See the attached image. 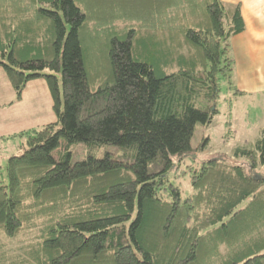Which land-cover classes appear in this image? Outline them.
I'll use <instances>...</instances> for the list:
<instances>
[{"label":"trees","instance_id":"obj_1","mask_svg":"<svg viewBox=\"0 0 264 264\" xmlns=\"http://www.w3.org/2000/svg\"><path fill=\"white\" fill-rule=\"evenodd\" d=\"M242 30L221 0H0L15 99L43 78L56 115L0 164V264H264L263 134L235 151L245 164L191 171L186 198L167 181L220 80L238 91L227 47ZM69 143L124 152L71 163Z\"/></svg>","mask_w":264,"mask_h":264},{"label":"crops","instance_id":"obj_2","mask_svg":"<svg viewBox=\"0 0 264 264\" xmlns=\"http://www.w3.org/2000/svg\"><path fill=\"white\" fill-rule=\"evenodd\" d=\"M221 1L230 9L239 4L244 21V30L232 35L228 39L227 47V55L232 61L231 81L234 89L238 91L235 93L229 89L228 98L223 100L229 101L228 117L232 119L239 115L240 119L243 118V123L250 122L256 125L251 127L256 129L257 138H260L262 134L264 136V0ZM9 84L4 70L0 69V142L5 141L1 145L2 149H5L6 141L8 143L16 141L15 144L11 143L12 148L6 157L21 151L18 133L33 129L34 112L28 105L26 96L37 89L45 98L46 108L49 107L45 82H29L20 100L15 99L14 91Z\"/></svg>","mask_w":264,"mask_h":264},{"label":"rangeland","instance_id":"obj_3","mask_svg":"<svg viewBox=\"0 0 264 264\" xmlns=\"http://www.w3.org/2000/svg\"><path fill=\"white\" fill-rule=\"evenodd\" d=\"M226 8L230 9L228 5H226ZM0 69H2L1 66ZM57 76L61 91V72H58ZM31 81L34 83L36 81H43L46 83L43 78L34 79ZM220 81L222 82L220 83V92L217 101L216 103H212L211 106L213 110L216 109L219 112L214 115L210 123L196 124L194 133L191 138V146L193 148V151L189 154L184 155L181 164H175V167L167 173L168 183L179 187L182 198H186L192 193L190 183V178L192 175L191 171L199 169L202 166L203 162L211 157H219L228 162H242L245 164V159H243V157L241 156H236L235 151L238 148L243 147L252 148L255 142L259 139L256 135V129L251 127V125L254 124L250 122L243 123V118L240 119L239 115H237V118L232 117V119L228 117L227 110L229 101L225 102V100L223 99L226 97L228 98L229 89L226 88V85L228 84V81L230 82V79L228 77L223 78ZM46 87L47 89H45V94L49 99L48 109L46 108V101L44 96H41L40 92H38L37 89L32 90L30 92V95L26 96V99L29 102L28 105L33 109L34 112L33 129L37 128L35 126H41L45 123L56 120V115L52 109V102L50 98L51 96L47 83ZM27 90H30L29 87L27 88ZM255 126L256 125H254V127ZM12 141L13 142L11 143H16V141ZM4 143L5 141L0 142V164L2 165L5 164L6 159L9 157H6V154H8V152L12 148L11 143H8L6 141L7 144H5V149L3 150L1 145H3ZM64 144L66 145V143ZM67 150V152L70 153L71 163L85 160L88 156L101 158L107 153L111 154L112 156H117L124 152V149L121 147L111 144L97 143H69L67 144ZM53 155H58L56 150H54ZM3 169L4 167H2V169L0 170V181L1 178H4L5 175V171ZM257 171L264 174V167L259 166ZM12 247L18 248L17 244Z\"/></svg>","mask_w":264,"mask_h":264}]
</instances>
